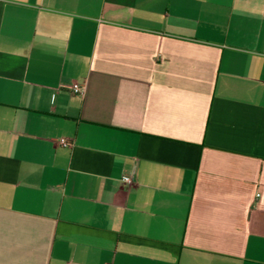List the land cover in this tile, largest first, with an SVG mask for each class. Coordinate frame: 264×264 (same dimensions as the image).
Returning a JSON list of instances; mask_svg holds the SVG:
<instances>
[{
    "label": "crops",
    "instance_id": "1",
    "mask_svg": "<svg viewBox=\"0 0 264 264\" xmlns=\"http://www.w3.org/2000/svg\"><path fill=\"white\" fill-rule=\"evenodd\" d=\"M0 264H264V0H0Z\"/></svg>",
    "mask_w": 264,
    "mask_h": 264
},
{
    "label": "built area",
    "instance_id": "2",
    "mask_svg": "<svg viewBox=\"0 0 264 264\" xmlns=\"http://www.w3.org/2000/svg\"><path fill=\"white\" fill-rule=\"evenodd\" d=\"M71 88L72 90L75 92V93H82L83 92V89H84V86L83 84L81 83H78V82H74L72 85H71ZM60 143L64 146H72V142L66 138H61L60 139ZM122 180L124 182H126L127 184H131L133 182V178L131 175L129 174H124L122 176Z\"/></svg>",
    "mask_w": 264,
    "mask_h": 264
}]
</instances>
